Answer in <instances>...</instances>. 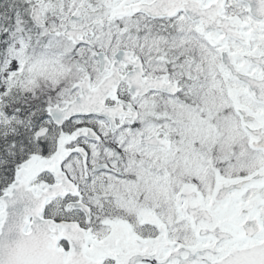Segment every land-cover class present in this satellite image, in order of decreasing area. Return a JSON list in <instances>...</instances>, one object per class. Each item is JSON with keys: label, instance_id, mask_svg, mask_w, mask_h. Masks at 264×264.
Instances as JSON below:
<instances>
[{"label": "snow or ice", "instance_id": "snow-or-ice-1", "mask_svg": "<svg viewBox=\"0 0 264 264\" xmlns=\"http://www.w3.org/2000/svg\"><path fill=\"white\" fill-rule=\"evenodd\" d=\"M0 264H264V0H0Z\"/></svg>", "mask_w": 264, "mask_h": 264}]
</instances>
